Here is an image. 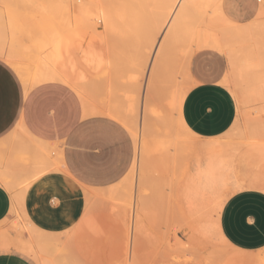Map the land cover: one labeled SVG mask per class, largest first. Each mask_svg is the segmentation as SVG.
I'll return each instance as SVG.
<instances>
[{"label":"rangeland","instance_id":"obj_1","mask_svg":"<svg viewBox=\"0 0 264 264\" xmlns=\"http://www.w3.org/2000/svg\"><path fill=\"white\" fill-rule=\"evenodd\" d=\"M60 1L0 0V48H2L0 60L13 70L23 85V79H27L28 83L26 82V84L30 85L31 74H34L37 69L36 63H38L40 54L47 53L64 39L68 41L69 46H73L76 41H78L76 44L82 41L81 44L88 45L87 58L75 61L77 54L73 56L72 49H69L64 61L65 67L77 73L84 83H81L83 96H79L82 117L84 119H108L120 127L128 129L134 140L136 152L139 139H147V137L152 139L150 133H147L142 126L147 128L148 132L152 133L153 131L155 134L156 130H159V126L157 127L155 123L163 126L168 123L169 118L174 117L173 114H169L165 110L166 107L163 105L167 87L172 86L167 81V77L173 74V77L176 78L177 75L176 81L178 82L176 84L185 88L190 85V81L184 79V71L195 81H197L199 69L208 73H213L214 69L230 73L228 54L224 50L219 51L210 47L200 48L194 44L190 48L189 54L193 53L188 54L185 58L180 57L182 55L178 52L179 49L166 48L161 58L155 61L151 72L150 62L146 63L147 65L144 63L147 61L145 53L149 47L148 43L150 44L153 39L157 42L159 38L153 25L158 8L156 0H116L119 3L113 2V0L109 3L110 0H105L108 2L110 10L117 11L118 5H120L123 9L121 12L118 10V14L124 16L115 18V21L107 28L96 22L92 28L90 26L91 29H88V24L79 22L75 16L73 0ZM105 1H103L104 4H106ZM230 2L232 3V0H225L226 7H229L228 13L234 23L228 27L236 29V32L234 31L235 46L239 42V54L246 53L251 57L253 53L258 58L261 55L264 56V14L260 17L261 19L257 17L259 8L264 7V1L256 0L253 17H250L252 13L247 12L246 9L241 12L231 11ZM111 4L113 6L116 4L115 6L118 7H111ZM64 6H67V9L64 10ZM255 18L261 22L254 23ZM249 22H251L250 26ZM243 25L245 26L242 27ZM252 25L253 27H251ZM221 27L223 26L221 25ZM257 42H261V44ZM252 45L253 47H251ZM259 51L262 52L260 56ZM263 56L261 57L263 58ZM187 58L189 61L186 60ZM150 59L151 56L149 61ZM17 65L18 69H16ZM19 69L24 70L20 72ZM15 70H19L22 75L17 74L19 72ZM24 71L25 73H23ZM136 74H139L138 78L134 77ZM230 75L233 79V87L241 86L236 77L233 74ZM23 76L24 78L21 80ZM133 102H136L137 105ZM249 104L251 106L248 113L239 116L234 125L221 136L224 143H246L247 137L252 134H259L260 137L264 135V113L259 111L262 108V103L260 100H252ZM116 106L120 107L117 109ZM130 106L131 108H129ZM133 106L137 109L133 110ZM153 106H157L156 109L151 108L158 110L157 115L153 113L155 110L149 109ZM124 107H127V110ZM119 110H121V114ZM136 110L139 111V114ZM89 111L93 112L89 113ZM103 111L107 117L106 114H102ZM148 112L153 116H146ZM162 113L169 116L163 117ZM108 115H111V118ZM118 115L122 117L120 118ZM155 117L158 122L153 120ZM157 118H163V121L161 119L159 121ZM165 118L166 120H164ZM115 119H122V121ZM143 119L146 122H141ZM173 119H169V124L170 122L173 124H170L171 127L175 126ZM133 123L136 125L134 126ZM131 127L132 130L133 127L137 128L134 129L137 138L131 133ZM176 128L179 132L184 133L180 137V149L176 152L180 157L170 149L165 153L152 154L147 162L140 164L141 166L130 168L125 181L127 184L130 182L131 185L124 182L120 183L121 186L118 184L116 187L118 189L115 188L118 190L116 191L118 195L115 191L113 194L115 198L108 189H85V194H89V196L91 194V197L86 196L88 198H86V211L83 217L86 216L82 217L83 220L81 219L70 231L72 234L77 233L73 237L69 232L66 237H70V240L67 239V241L64 240L66 237L56 236L58 239L56 238L54 242H51V246H48V252L55 264H129V257L132 262L135 261V263L130 261V264H238L233 261L240 255L237 250L226 243L224 244L213 233L205 237L199 232L201 224L210 220L211 217H216L212 214L215 201L211 199L197 209H191L185 191L192 170V154L190 155L191 151H188L192 142H189V138L190 141L195 140L197 144H201L205 140L189 137L180 127L176 126ZM154 134L152 133V135ZM172 155L177 157L176 161ZM46 156L58 159L61 157L60 150L52 148L48 150ZM186 159L188 160L186 161ZM34 162L35 155L31 148L24 146L21 136L0 144V166H7L10 169V175L2 177L4 182H11L12 174L30 168ZM138 169L139 178L135 179V170ZM130 179L132 181H129ZM98 190H103L105 193H99ZM95 193L96 195H94ZM17 224H20L18 220L0 223V252H21L16 249V245L14 246L12 241L18 236L23 237L26 231H20ZM75 229L78 231H74ZM133 237L137 238L138 242L132 246ZM133 247L134 249H131ZM27 256L36 264H40L38 259H36L37 263L32 255ZM247 256L253 260L251 264L264 262V250L250 253Z\"/></svg>","mask_w":264,"mask_h":264},{"label":"crops","instance_id":"obj_2","mask_svg":"<svg viewBox=\"0 0 264 264\" xmlns=\"http://www.w3.org/2000/svg\"><path fill=\"white\" fill-rule=\"evenodd\" d=\"M230 6L231 11L246 9L253 17L256 0H232ZM220 9L233 22L225 0ZM187 80L190 85L180 115L184 127L196 137H221L239 116L248 113L250 101L239 113L229 72L199 69L197 81L190 75ZM260 101L264 108V100ZM79 106V96L71 87L46 81L25 88L0 60V144L21 136L35 155L33 166L11 173L8 183L2 177L10 175V169L0 166V223L18 220L17 228L26 231L18 236L23 240L35 229L66 237L85 212V189L117 185L132 167L136 147L129 131L108 119H84ZM247 139L235 157L245 187L228 196L217 217L225 240L243 255L264 250V135L252 134ZM52 148L60 150V158L46 156ZM57 161L63 169H58ZM16 249L21 252H0V264H36L27 256L32 254Z\"/></svg>","mask_w":264,"mask_h":264},{"label":"bare ground","instance_id":"obj_3","mask_svg":"<svg viewBox=\"0 0 264 264\" xmlns=\"http://www.w3.org/2000/svg\"><path fill=\"white\" fill-rule=\"evenodd\" d=\"M73 1L75 3V10H74L75 12L73 11L75 13V16L77 17L79 22L81 21V23L88 24L89 25L88 29L90 28V26L92 28L96 22L100 23V25L103 26L104 28H107V27L111 26V24L115 21V18H118L120 15H122V14H118V10H119V12H121V9H123V8H121L120 5H118V4L117 5L119 6L120 9L117 8L118 6H115L116 4L114 6H113V4H111V7L113 6V7L117 8L118 10L117 11L110 10L108 7V4H107L108 2H106L107 0L106 1L103 0V1H105L106 4H104L102 0L100 1L102 4L99 2V0H73ZM114 1H116V0H113V2ZM118 1H116V2H118ZM59 2H61V1L59 0ZM111 2H112V0L109 1V3H111ZM155 2L158 5L157 6L158 8H157V11L155 14L156 16L154 17L153 25L155 26L156 33H157L159 38H158L157 42H155L153 39L150 44L148 43L149 47L145 53V56H146L145 60H147V61L145 62V60H144L145 65H147L148 62H150L149 67H151L150 68L151 72H152V68H153L155 61L157 59H160L164 50L166 48H169V47L179 49L178 52L180 53V55H182L180 57H183V58H185L189 54L190 48L192 47L193 44H194V46L196 45L200 48L201 47H210V48L217 49L220 51L224 50L228 54L230 74H233L236 77V79L239 81V83H241V86L233 87L234 93H235V95L238 99V102H239V113H240V115L243 114L242 107L246 103H248L249 101H251V100H253V101L254 100L255 101L264 100V72H262V70L264 69V66H263L264 60H262V59H264V56L261 55V56H263V58L260 56V54L262 53L261 51L258 52L261 59H260V57L259 58L256 57L257 55H255L253 53H252V55L255 57H253V56L250 57L246 53H244L243 55L239 54V52H238L240 50V47H238L239 42H237V45H236L237 47L235 46L236 43H235L234 31L236 29L233 30L232 28H229L230 27L229 25H231V24L233 25V22H231L228 18H226L224 16V14L222 13V11L220 9L221 0H159L158 3L156 0ZM120 4H122V3H120ZM159 4H161V5H159ZM59 5H60V3H59ZM60 8L62 9L63 7H60ZM115 8H111V9H115ZM63 9L64 10L67 9V6ZM63 13H65V12H63ZM263 14H264V7L261 6L259 11H258L257 17L260 18L263 16ZM125 15H127V14H125ZM123 16H120V17H123ZM253 22L257 23V22H261V21H259L255 18V20ZM259 24L261 25V23H259ZM221 25L223 27H221ZM250 25H251V22H249V26ZM244 26L245 25H243L242 27H244ZM247 26H248V24H247ZM251 27H253V25ZM76 28H77V26H76ZM82 28H84V27H82ZM80 29H81V27H80ZM251 30H253V29H251ZM250 32H252V31H250ZM62 34H61V36H62ZM160 34H161V36H159ZM235 34H237V33H235ZM249 36H251V35H249ZM223 39H225V40H223ZM240 40H242V39H240ZM76 42H78V41H76ZM76 42H74L73 46H69L68 41L66 39H64L63 41H60V44L58 46L53 47L47 53L40 54L38 56V63H36L37 69L34 72V74H31V79L29 81L30 85L26 84V82L28 80L23 79L24 76L22 78L20 77L21 80L23 79V81H24L25 88H27L28 85L34 87L35 84H39V83L46 82V81H48V82L49 81H51V82L52 81H58V82H61L62 84H65V85L71 87L72 90H74L78 94V96L82 97L83 94L81 92L82 91L81 83H83V81L81 80L80 76L77 73H75L73 70H68L64 65V63H65L64 61L67 58V53H68L69 49H72V53H74L73 56H75V54H77L75 56V61H79L81 58H87L86 54L89 52L88 45L81 44L82 41L79 44H76ZM257 43L261 44V42H257ZM251 47H253V45ZM260 50H261V48H260ZM0 51H2V48H0ZM192 53L193 52H191V54ZM191 54H189V55H191ZM9 56H11V55H9ZM150 56H151V59L149 61ZM186 60H188V58ZM182 62H183V59H182ZM14 65H15V63H14ZM15 68H16V66H15ZM18 68H19V66L17 65L16 69H18ZM143 68H145V67H143ZM261 68H263V69L260 70ZM19 70H15V71L19 72ZM23 70H20V72ZM176 70H178V69H176ZM179 71H180V68H179ZM20 72L17 74L22 75V74H20ZM151 72H150V75H151ZM176 72L177 71H175V73ZM23 73H25V71ZM172 73H173V71H172ZM177 74H178V72H177ZM26 75H28L27 72H26ZM137 75H139V74L134 75V77L135 76L137 77ZM183 77L185 80H187L189 77V74L184 71ZM167 78H168L167 81L170 82L172 84V86L167 87L168 88L166 91L167 93L165 94L166 97L164 96L166 98L165 104H163V105L166 107L165 110H167L169 112V114H173L174 117H172V115H170V117L174 118L173 122H174L175 126L171 127V125H173L172 122H170L171 125L169 124V121H170L169 119L172 120V118H169L168 123H165V125H163V126L155 123L157 125V127L161 126V128L158 127V129L160 131L156 130L155 134L152 131V133L154 135H152L151 132H148L149 130H147V128H144V126H142V128L144 130H146L147 133H150L149 135L152 136V139H151V137L149 138V139H151L150 141H148L149 140L148 137H147L148 140L146 138L141 139V140L139 139V141L137 142V144H138L137 152H136V155H135V158H134V161H133L131 168L139 167L140 164H144L145 162L148 161L147 159H149V157L154 153H165L168 149L172 150L174 153L178 152V150L180 149V147H179L180 146V137H181V134L183 132H179L177 130L176 126L180 127L189 137L190 136L196 137L195 134H193L190 130H187L184 127L183 122H182V117L180 115L181 103H182L183 97L185 96L187 88L186 87L181 88L180 86H178L176 84L178 82V81H176V78H178L177 75H176V78H175V76L173 77V74ZM142 81H143V79H142ZM238 81H236V82H238ZM140 83L142 84V82H140ZM139 86L141 87L140 84H139ZM146 89H147V87H146ZM146 92H147V90H146ZM138 99H139V97H138ZM134 104L137 105L136 102ZM109 105H110V103H109ZM110 106H112V105H110ZM148 106H151V105H148ZM116 107L118 109V107H120V106H116ZM156 107L153 106V107H150L149 109L153 110L151 108L156 109ZM161 107H163V106H161ZM122 108H123V106H122ZM124 108H125V110H127L126 109L127 107H124ZM129 108H131V106ZM135 108L137 109V107L133 106V110H135ZM260 109H259V111L264 113V108H260ZM86 110H88V109L86 108ZM243 110H244V108H243ZM119 111L121 114V110H119ZM145 111L147 112L149 110H145ZM92 112L89 111V113H92ZM103 112H102V114L105 115L106 113L105 112L103 113ZM128 112H127V114H128ZM137 112L139 114V111H137ZM137 112H136V114H137ZM149 112L146 116H149V115L151 116L150 113H152V112H150V113ZM157 112H158V110L157 111L155 110L153 113H156V115H157ZM161 112H160V114H161ZM168 112H167V114H168ZM143 114L145 115V112ZM165 114H166V112H165ZM165 114L163 115V113H162V116L163 117L169 116V115H165ZM124 115H125V112H124ZM156 115L154 114V116H156ZM108 116H110V118H111V115H108ZM118 116H120V115H118ZM152 116H153V114H152ZM159 116H157V117H159ZM106 117H107V114H106ZM114 117L115 116H113V118ZM121 117L122 116H120V118ZM126 118H128V117H126ZM157 119H159V121H160V119H161V121H163L162 120L163 118H157ZM115 120H117V119H115ZM124 120L128 122V120H126V119H124ZM153 120L157 121L156 117ZM164 120H166V118ZM117 121H122V119H120V120L118 119ZM130 121H132V120H130ZM143 121L146 122L145 119H143L141 122H143ZM149 123L152 124L151 122H149ZM126 125H127V123H126ZM133 125H134V123H133ZM133 128L137 129L135 127H133ZM134 129L132 130V127H131L130 131L133 134V136L136 137V132ZM143 129H141V130L144 131ZM183 139H184V137H183ZM189 142H192V143H190V145L188 147V148H190V150H188V151H191L190 153L189 152L188 153L190 155L192 154V162H191L192 170H191V174L189 175V183H188V186H187L186 191H185V196L188 200L189 208L197 209L203 203H206L209 200L213 199L215 201V205H214L212 214L215 215L216 217L215 218L211 217L210 220L201 224V226H199L200 227L199 232L202 233L203 235H205V237L208 235L210 236L213 233V234L217 235L220 238V240L222 242H224V244L226 243L229 245L227 240H225V238L223 237V235L220 232L217 217L219 215V212H220V209H221L223 203L228 198L229 194L231 195L235 191L245 187V185L243 183V179H245V178H240L239 172L236 171L235 157H236L237 151L241 147H243L246 143H244V142H236V143L235 142H233V143L229 142L226 144L221 140V137L206 139L201 144H197L195 142V140L190 141V138H189ZM186 154H187V151H186ZM176 155L180 157V155H178L177 153H176ZM162 156L164 157L165 155H162ZM165 157H167V156H165ZM172 157H174V155H172ZM176 158L175 157L173 158L174 161H176L175 160ZM161 159H160V161H161ZM188 159H186V161ZM178 161H179V159H178ZM56 166L58 167V169H63L62 162L58 163V161H57ZM131 171H132V169H131ZM245 175H246V173L244 174V177H245ZM141 176H143V175H141ZM138 178H139V175H138ZM129 181H132V180L130 179ZM121 182L126 183L125 178L122 179L118 183L120 186H121V184H120ZM129 184H130V182L127 185H129ZM117 185H114L112 187L107 188L112 193V196L115 193L117 194V192H116V191H118V190H116V189H118V188H116ZM120 186H119V188H120ZM125 187H127V186H125ZM92 191H95V190H92ZM98 191H99V193L104 192L103 190H101V191L98 190ZM114 191H115V193H114ZM94 195H96V193ZM85 196H89V194H87V195L85 194ZM89 197H91V194ZM109 197H111V196H109ZM85 198H88V197H85ZM87 207H88V205H87ZM85 211H86V209H85ZM80 225H82V224H80ZM76 229H77V227H76ZM76 229L74 231H78ZM70 233L72 234V232H70ZM76 233L72 234L73 237ZM56 238L57 237L54 236L53 234L47 235V234L41 233L40 231H37L35 229L32 231L28 240H23L20 237H16L15 239H13L12 244L14 243L13 245L14 246L16 245L15 247L21 248V249L27 251L29 254H32L36 259H38L40 264H55L53 258L51 257V255L48 252V249L51 246V242H54L56 240ZM69 238L70 237H68L67 239L70 240ZM136 242H138L137 238L133 237L131 245L132 246L135 245ZM229 246L231 247V245H229ZM131 249H134V247ZM131 254H130V256H131ZM135 257L137 258V256H135ZM130 261H131V258L129 257V264H130ZM233 261H235L238 264H247L249 262L250 263L253 262L251 257H249L247 255H243V254H240L239 256L235 257L233 259ZM133 262L135 263V261H133ZM133 262L131 261V263H133ZM261 264H264V262L262 261Z\"/></svg>","mask_w":264,"mask_h":264}]
</instances>
